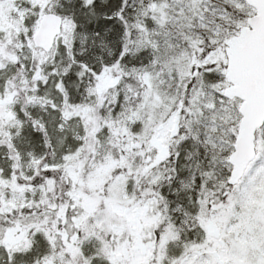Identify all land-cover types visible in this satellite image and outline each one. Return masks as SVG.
Here are the masks:
<instances>
[{"label": "snow or ice", "instance_id": "1", "mask_svg": "<svg viewBox=\"0 0 264 264\" xmlns=\"http://www.w3.org/2000/svg\"><path fill=\"white\" fill-rule=\"evenodd\" d=\"M0 264H264V0H0Z\"/></svg>", "mask_w": 264, "mask_h": 264}]
</instances>
